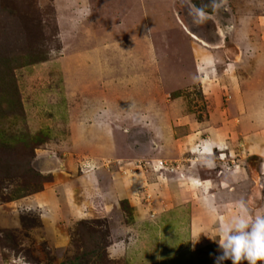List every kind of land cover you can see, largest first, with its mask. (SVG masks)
<instances>
[{"label":"rangeland","instance_id":"obj_1","mask_svg":"<svg viewBox=\"0 0 264 264\" xmlns=\"http://www.w3.org/2000/svg\"><path fill=\"white\" fill-rule=\"evenodd\" d=\"M118 99L151 121L94 158L74 128ZM241 201L264 214V0H0V264H215Z\"/></svg>","mask_w":264,"mask_h":264},{"label":"crops","instance_id":"obj_2","mask_svg":"<svg viewBox=\"0 0 264 264\" xmlns=\"http://www.w3.org/2000/svg\"><path fill=\"white\" fill-rule=\"evenodd\" d=\"M188 34H189V32H187V35ZM190 36L194 40H196L198 43H200L201 45H203L205 47L208 46V45H206L207 43H205L204 41H202V40H200L198 38H195L194 36H192V34ZM203 68L205 69L207 67H203ZM93 71L95 72L96 70L93 69ZM96 72L98 73V71H96ZM92 75H93V77H95L94 74H92ZM96 103L97 102L95 101V104ZM100 105L101 106L96 107L95 110H92V128L90 126L88 128V126H87V129H86L85 126H78V128H74L76 130V132L73 133V135L75 137H77L76 139L79 140L80 142H82L83 144H86L87 141L92 142V148L89 149V153L94 158L96 157V158L102 159V158H105L106 155L110 156V157L112 156V154H111L112 151L110 150L111 140L113 139V142L115 143V142H117L116 140L120 139V138H110V137L107 136V132L108 131L106 130V128H105V133L104 134H103V132L98 131L97 128L99 127V129H100V126H104V125H107V124L111 125V122L117 121V118H119L122 121H124V119H126L125 121H128L129 119H133V121H139V120L141 121L142 120V121H145V122L149 123L151 121V118H150L151 114H144L143 112L145 110H149L151 108V105H145L144 99L141 102H134V101L128 102V100L127 101H121V99H118L116 101V103H115V106L110 107L109 110L107 108H105V103L104 102H101ZM124 109L125 110H129V112H130L129 115H127L126 117H124L123 114H121V111L124 110ZM89 117H91V115H89ZM79 125H84V124H79ZM90 129H92V130H90ZM110 129L112 131V128H110ZM81 130H85V131L88 130L89 132L92 131V138L90 137L89 132H85V134H89V135H86V138H85V136H79V138H78L77 133L79 131H81ZM152 139L154 140V142L152 141V143H153L152 146L153 147L150 148L149 146H147V148H145L142 145V147L140 148V150H141L140 153L141 154H143V155L150 154L151 150L154 151V150H156V148L159 149V148L162 147V145H158L157 146L156 144H154V143L159 142V138H152ZM219 142L221 143L222 140H220ZM219 142H218V140L211 141L210 148L213 147L214 151H216L218 149V143ZM128 145H129V143H128ZM130 145H132V147L135 146L134 143H130ZM208 151H209V146H207L205 148V150L203 151L202 157L206 156L207 158H209L210 155L205 154V153H208ZM172 152H173V149H172ZM133 154H134V152H133ZM138 157H140V156H138ZM95 174H96V172H95ZM97 174H99V172ZM99 175H103V173L101 172ZM92 178H94L93 175H92ZM88 179H91V177H89ZM90 181H92V180H90ZM90 181L87 182V180H86L87 188H88V185H89ZM89 186L91 187V185H89ZM72 187L73 186L67 185L66 188H68V189H66V190H68V191L73 190V192H74L75 191V186L73 188ZM88 189H90V188H88ZM88 189H86V191ZM75 195H76V193H75ZM65 198L63 199L64 201H66ZM68 199H69V197H68ZM72 206H73V204H72ZM73 208H74V206H73Z\"/></svg>","mask_w":264,"mask_h":264},{"label":"clouds","instance_id":"obj_3","mask_svg":"<svg viewBox=\"0 0 264 264\" xmlns=\"http://www.w3.org/2000/svg\"><path fill=\"white\" fill-rule=\"evenodd\" d=\"M220 255L215 264H258L264 262V214L251 217L243 201L239 214L217 226L215 238ZM211 255V254H210Z\"/></svg>","mask_w":264,"mask_h":264},{"label":"bare ground","instance_id":"obj_4","mask_svg":"<svg viewBox=\"0 0 264 264\" xmlns=\"http://www.w3.org/2000/svg\"><path fill=\"white\" fill-rule=\"evenodd\" d=\"M197 52H199V51H197ZM203 57H204V56H203ZM204 58H205V57H204ZM207 76H208V75L206 74L205 77H207ZM219 148H220V147H219ZM219 148H218V149H219ZM219 150H220L221 152H225V151H222L221 149H219ZM223 150H224V149H223ZM213 151H214V148L212 147V150H211L210 152H208L207 154H208V155H212V154H213Z\"/></svg>","mask_w":264,"mask_h":264},{"label":"built area","instance_id":"obj_5","mask_svg":"<svg viewBox=\"0 0 264 264\" xmlns=\"http://www.w3.org/2000/svg\"><path fill=\"white\" fill-rule=\"evenodd\" d=\"M160 166H164V164H163V163H161V164H160Z\"/></svg>","mask_w":264,"mask_h":264}]
</instances>
